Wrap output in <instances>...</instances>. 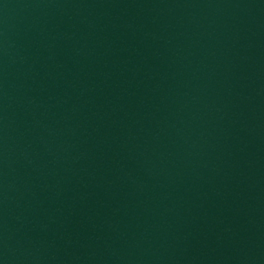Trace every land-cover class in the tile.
Returning a JSON list of instances; mask_svg holds the SVG:
<instances>
[{"label":"water","instance_id":"water-1","mask_svg":"<svg viewBox=\"0 0 264 264\" xmlns=\"http://www.w3.org/2000/svg\"><path fill=\"white\" fill-rule=\"evenodd\" d=\"M0 264H264V0H0Z\"/></svg>","mask_w":264,"mask_h":264}]
</instances>
